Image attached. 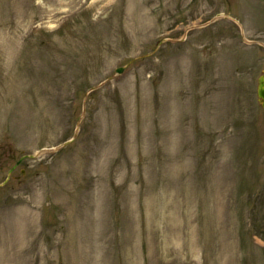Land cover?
I'll return each mask as SVG.
<instances>
[{
    "label": "rangeland",
    "instance_id": "rangeland-1",
    "mask_svg": "<svg viewBox=\"0 0 264 264\" xmlns=\"http://www.w3.org/2000/svg\"><path fill=\"white\" fill-rule=\"evenodd\" d=\"M263 70L264 0H0V264H264Z\"/></svg>",
    "mask_w": 264,
    "mask_h": 264
},
{
    "label": "water",
    "instance_id": "water-1",
    "mask_svg": "<svg viewBox=\"0 0 264 264\" xmlns=\"http://www.w3.org/2000/svg\"><path fill=\"white\" fill-rule=\"evenodd\" d=\"M260 95L263 97V105H264V78L262 77L260 79V89H259Z\"/></svg>",
    "mask_w": 264,
    "mask_h": 264
}]
</instances>
